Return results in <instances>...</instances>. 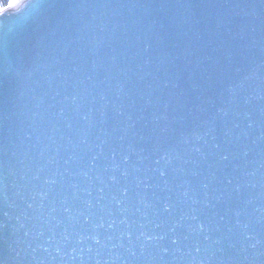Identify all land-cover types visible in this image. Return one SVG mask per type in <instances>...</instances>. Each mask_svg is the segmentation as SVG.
Here are the masks:
<instances>
[{"label": "water", "instance_id": "obj_1", "mask_svg": "<svg viewBox=\"0 0 264 264\" xmlns=\"http://www.w3.org/2000/svg\"><path fill=\"white\" fill-rule=\"evenodd\" d=\"M30 2L0 20V264H264V0Z\"/></svg>", "mask_w": 264, "mask_h": 264}, {"label": "snow or ice", "instance_id": "obj_2", "mask_svg": "<svg viewBox=\"0 0 264 264\" xmlns=\"http://www.w3.org/2000/svg\"><path fill=\"white\" fill-rule=\"evenodd\" d=\"M32 3L30 0H9V2L4 3L2 7H0V20H7L9 17H18L23 14L25 10H27ZM19 5V7H17ZM11 9V11H9ZM227 159V157H224ZM164 175V173H161ZM165 210H169L167 207ZM203 225H201V228Z\"/></svg>", "mask_w": 264, "mask_h": 264}, {"label": "clouds", "instance_id": "obj_3", "mask_svg": "<svg viewBox=\"0 0 264 264\" xmlns=\"http://www.w3.org/2000/svg\"><path fill=\"white\" fill-rule=\"evenodd\" d=\"M7 2H9V0H0V7H2L3 4ZM9 11H11V9H9Z\"/></svg>", "mask_w": 264, "mask_h": 264}]
</instances>
